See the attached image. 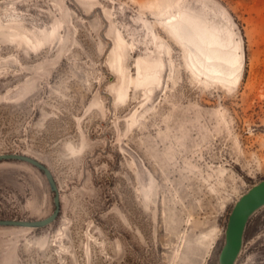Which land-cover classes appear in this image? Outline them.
<instances>
[{
  "label": "rangeland",
  "instance_id": "374dc122",
  "mask_svg": "<svg viewBox=\"0 0 264 264\" xmlns=\"http://www.w3.org/2000/svg\"><path fill=\"white\" fill-rule=\"evenodd\" d=\"M8 154L51 170L61 211L0 226V264H219L264 181V0H0ZM54 197L0 162V220L46 219ZM235 264H264V207Z\"/></svg>",
  "mask_w": 264,
  "mask_h": 264
},
{
  "label": "water",
  "instance_id": "95a60500",
  "mask_svg": "<svg viewBox=\"0 0 264 264\" xmlns=\"http://www.w3.org/2000/svg\"><path fill=\"white\" fill-rule=\"evenodd\" d=\"M2 161H22L39 169L47 178L50 189L55 194V210L49 217L43 220H0V226L40 229L55 222L61 211V199L58 185L51 170L36 159L25 155H0V162ZM262 207H264V181L252 187L236 203L229 217L225 245L219 255V264H235L237 262V259L243 249L244 236L248 222L250 218Z\"/></svg>",
  "mask_w": 264,
  "mask_h": 264
},
{
  "label": "bare ground",
  "instance_id": "6f19581e",
  "mask_svg": "<svg viewBox=\"0 0 264 264\" xmlns=\"http://www.w3.org/2000/svg\"><path fill=\"white\" fill-rule=\"evenodd\" d=\"M180 12H179V14L178 15H176V16H174L173 17V19L172 20H170L169 21V28L172 30V32H174V33H176L177 34V32H178V27L180 26V24L179 23H175V21H179L180 19L181 20H183V19H185V18H187L186 17V15H185V12L184 11H181V10H179ZM177 18H179V20L177 19ZM177 19V20H176ZM118 39H119V41L120 42H123L124 43V39L122 38V36L121 35H119L118 36ZM117 43H119L118 41H117ZM119 46V45H118ZM120 47V46H119ZM120 50V49H119ZM209 59H211V57H208ZM162 67V66H161ZM193 67L196 69V70H199V68H198V66L196 65V63H193ZM148 69V68H147ZM138 71H139V73H140V75H142V72H141V67H140V65H138ZM147 74V73H146ZM145 76V75H144ZM153 76H146V77H144L143 78V80H148V79H150V78H152ZM142 78V77H141Z\"/></svg>",
  "mask_w": 264,
  "mask_h": 264
}]
</instances>
